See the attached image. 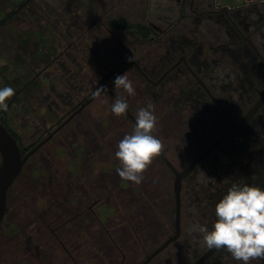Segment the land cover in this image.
I'll list each match as a JSON object with an SVG mask.
<instances>
[{
    "label": "rangeland",
    "instance_id": "1",
    "mask_svg": "<svg viewBox=\"0 0 264 264\" xmlns=\"http://www.w3.org/2000/svg\"><path fill=\"white\" fill-rule=\"evenodd\" d=\"M209 1H212L220 9H228L229 13L255 4L264 8V0ZM183 12L191 15L188 9ZM194 16L196 15L192 13L193 18ZM98 17H101L103 23H107L113 18H121L132 25H145L150 28L153 25H158L165 28L169 25H180L181 9L173 0H0V87L11 86L15 89V92L21 89L14 104L6 114L7 124L18 136L21 145L27 146L43 139L47 134L43 135L39 129L48 128L52 130L61 120L67 117L68 113L65 111L69 109V106H65L67 100L64 101V96L68 94V90L82 97L85 94L84 87L87 83L89 81L96 82L95 77H97V74H95L93 66L96 65L95 56L99 55L103 58L105 55L99 37L104 27L98 21ZM92 21L94 25L89 35L87 34L85 41L82 39L78 43L81 44L84 41V45H89L92 48L96 47V50L94 52L90 51L89 47L81 44L82 46H79V48L88 53L81 54V57H76V60L71 55L74 58L73 61L75 60L74 62L77 64V68L62 64L63 59H65V55L62 58L61 54L64 48H69V43L75 38L74 35L79 31H84ZM223 39L227 41L226 36ZM235 40L239 41V39ZM234 46L237 47L235 44ZM74 48L78 49L75 46L69 48L71 54L74 52ZM147 50L149 51V57L154 58L156 54L154 49L150 50L148 47ZM89 53L92 55L89 56ZM58 54H61V58L56 62H52V59ZM223 54V64L215 66L217 68L215 74H218L220 78L217 81V95L223 98L222 100L227 106L231 107L234 115L239 116L240 111L243 110V113L247 110L261 91L264 90V82L255 75H250L246 79L247 81L240 79L237 75L240 71L236 65L232 64L231 57H229L231 53L225 51ZM44 68L43 75L35 79L33 77L35 73L44 70ZM69 68L72 69V72L67 75L66 71ZM235 76H238L237 80L233 83L230 82L229 79H234ZM63 78L76 83L68 82L65 84ZM137 80L139 81V78ZM132 82L135 94L129 96L124 91L123 96L131 103V106H138V108L146 105L148 100H152L154 111L158 117L155 131L161 136L163 146L169 148L167 157L178 169L186 166L191 160V156L199 153L226 126V120H224V125L216 119L214 124L213 122L210 123V113H207L206 116L208 117L203 121V127L208 130L205 136L206 140L202 142L205 144L200 143L190 147V137L184 131L186 126H192L190 123L193 122V119L191 114L188 113L189 110L182 109L187 105L184 92L181 95L178 94L180 88L182 91L186 90L185 80L179 87L176 84V92L170 98L155 97L158 88L151 87L142 79L139 82L135 80ZM27 83H29L28 86ZM238 83H240V86H238ZM206 84L211 86L212 83L207 79ZM56 96L57 98L59 96V98L56 99ZM192 97L197 96L192 95ZM10 98H8V101ZM226 98H229L230 101L233 100V103L226 102ZM194 99H199V97ZM42 100H44V103ZM109 102L110 98L103 93L84 112L85 116L87 112L91 113L92 119L89 120L91 121V128H98L96 134L90 131L99 146L95 151L91 150L86 144L83 134L75 131L74 135H67L73 124L68 125L50 141L43 151H39L36 156L27 161L22 173L11 185L7 202L11 210L19 214L16 220L13 219L17 221L20 217H23L22 212L24 210V208H18V203H22L24 207H26L25 203L27 201L33 203L31 206H36L35 214L40 213V206L42 207V203L46 201L47 197L45 191H51V185L47 183L46 176L54 180L55 184L58 178L61 179L67 173H75L80 176L82 181L86 180L83 176L85 173L90 175V179L100 174L112 173L114 176L112 177L113 182L109 183L111 188L106 190L105 195L108 211L110 210L109 219H106L104 215L108 211L99 209L104 217L103 219H105L106 227H115L116 224H122L120 230L114 229V232L112 231L113 236L127 256L126 263L134 264L142 259L143 252H152L170 233L174 220L173 174L154 154L151 162L143 169V177L139 183L125 181L119 177L116 169L120 167V163L114 153L120 139L132 129L133 125L130 121H126L123 115L112 114L116 116V119L111 120L109 118L111 114V104ZM173 104L176 106L169 107ZM199 105L206 106L205 100ZM66 136H68L67 139ZM192 137L194 138V136ZM250 137L257 141L264 137V131L257 128L256 135ZM89 151L91 152L89 157L93 159V162L90 166H87V163L83 165L82 159L85 158L87 161ZM42 153L46 156L40 160ZM260 173H264V170L260 169ZM154 176L158 179L153 180ZM209 179H212V177L207 176L206 173L196 172L191 173L190 177L183 181L184 206L191 209L193 213L190 216L187 215V212L185 213L180 237L159 253L150 264H191L207 249L203 234L199 232L198 226L199 224H207L208 220L201 218L198 214L197 207L202 208L203 204L196 205L195 192L198 187H205ZM190 185L194 189L188 198V196L186 197L185 187ZM141 192L144 193L145 205L147 203L146 197H149L155 203L158 215L157 213L155 216L150 214L149 204L143 206ZM143 209L145 210V216L141 215ZM35 214H32L31 217ZM127 217H131L134 227H138L135 219L140 218L139 227L144 231L138 232L141 236L139 243H137L135 237L132 238L128 229H124L127 228L123 223L125 219L127 220L126 224L129 223ZM13 220L10 219V221ZM23 222L19 219L13 226L12 234H16L17 237H0V264H73L61 251H58L57 256L54 258L51 255H45L47 251L45 245L37 247L40 253L39 256L42 255V258H36L35 232L32 230V226H29L27 230L22 228ZM166 224H168V227ZM54 227L55 223L53 222L51 228ZM90 228L91 230L86 228V235L84 233L75 235L76 227H65V244L75 253L78 262L85 264H106L108 262L118 264L121 255L113 247V251L109 252L110 242H107L105 246H98L96 248L97 256L93 260L91 259L90 255L95 249L93 248V238L90 240L93 234L90 233H94V229H96L98 234V232H102V229L99 225L93 223ZM23 230V233L18 234ZM83 230H85V227L82 228ZM15 242L19 243L20 247L18 249H15ZM16 252H19V254H14ZM62 256L64 260H62ZM204 264H241V262L234 260L225 249H220V252ZM260 264H264V260H261Z\"/></svg>",
    "mask_w": 264,
    "mask_h": 264
},
{
    "label": "flooded vegetation",
    "instance_id": "2",
    "mask_svg": "<svg viewBox=\"0 0 264 264\" xmlns=\"http://www.w3.org/2000/svg\"><path fill=\"white\" fill-rule=\"evenodd\" d=\"M173 1L178 4L181 9L180 25H169L165 28L159 27L158 25H153L151 28L146 26L150 31L147 37H143L134 30H116L111 28L109 22L113 19L119 18H113L107 23H103L101 17H98V21L104 27L99 37L101 38V47L105 52V55L103 58L99 57V55L95 56L96 65L93 66L95 68V74H97V77H95L96 82L94 83L89 81L87 83L84 87L85 94L82 97H79L77 94L75 95L70 90L67 91L68 94L64 96V101L67 100L65 101V106H69V109L65 111L68 113L67 117L61 120L52 130H49L48 128H44V130L39 129L43 135L47 134L43 139L27 146L21 145L18 136L7 124V112L2 114L3 118L0 120V123H2L16 139L22 155L27 154L54 132V134L45 143H43L31 156H29L25 164L31 157L36 156L39 151H43V149H45L50 141L53 140V138L59 134L61 130L72 124L73 125L69 128L67 135H74L76 132L83 134V139L86 144L91 148V150L95 151V149L99 146L94 137H92V133L90 131L96 134L98 128L94 127V132V129L91 128V121H89L92 119L91 113L87 112L85 116L84 112L88 109L90 104L103 93L108 95L110 98L109 104L111 105L114 103L116 98L124 97V90L114 85L115 77L123 73H125L132 81L135 80L139 82L142 79L151 87H157L158 92L155 94V97L157 98H170L172 94L176 92V84L179 87L185 80V84L187 85L186 90L182 91L180 88V90H178V94L181 95L184 92V98L187 105L182 109L189 110L188 113L191 114L193 119V122L190 123L192 126H186L184 131L188 137H190V147L195 144H205L202 142L206 140L205 136L208 133V130H205L203 127V121L207 119V113H210V123L213 122L214 124L216 119L224 125V120H226V126L221 133L229 127V120L213 102L208 93L203 89L197 78H199L207 86L212 96L224 107L232 119L239 120L247 112L253 103L264 93V90L261 91L247 110L243 113V110H241V114L239 116L234 115L231 107L227 106L222 100L223 98L217 95V81H219L220 78L218 74H215L217 69L215 66L223 64V53H225V51H229V54L231 53L229 57H231V61L233 62L232 64L236 65L240 71L239 74L237 73L240 79L247 81L246 79H248L250 75H255V77H259L260 80L264 82V8L255 4L242 10L229 13L228 9H220L209 0ZM185 9H188V11L191 12V15L184 13L183 11ZM192 13L196 15L194 18L192 17ZM93 25L94 22L92 21L90 25L86 26L84 31H79L74 35L75 38L69 43V48H73L75 46L78 47V49L74 48V52L71 54L69 48H64L61 53L62 58L63 55H65V59H63L62 64L77 68V64L74 62L76 57L78 58L79 56L81 57V54L88 53L82 48H79V46L84 45L85 37L87 34L89 35ZM224 36L227 37V41L223 39ZM82 39L84 41L81 45L78 41H81ZM235 39H239V41H236ZM234 44L237 47H235ZM84 46L89 47V45ZM148 47L150 50L154 49L156 52L154 58L149 57V51L147 50ZM89 49L94 52L96 47H89ZM61 54L54 57L52 62L59 60L61 58ZM71 55L75 58L74 61V58ZM91 55L92 54L89 53V56ZM44 71L45 68L44 70L42 69L38 73H35L33 77L35 79L38 77L40 78ZM71 72L72 69L69 68L66 71V74L68 73L67 75H70ZM138 78L139 81L137 80ZM237 78L238 76H235L234 79H229V81L233 83L237 80ZM207 79L212 83L211 86L206 84ZM68 82L76 83L75 81L64 79L65 84ZM26 85L28 86L29 83ZM238 86H240V83H238ZM101 88H106V92L101 91L100 94L97 95V90ZM20 91L21 89L16 91L8 101V103L12 101L10 108L12 104H14ZM194 94L197 96L195 98L199 97L200 100L194 99L192 97ZM58 98L56 96V99ZM204 100L206 102V106L202 107L199 104ZM42 101L44 103V100ZM226 102L233 103V100L230 101L229 98H226ZM128 104V112L134 117V119H136V110L138 106L133 107L130 102H128ZM175 106L176 105L173 104L169 107ZM110 113L109 118L114 121L116 116L112 115L113 113L111 111ZM123 117L126 121H130L132 125L134 124L132 119L128 117L127 114L123 115ZM257 128L264 131V104L247 124L232 132L222 144L211 152L202 162L198 163L191 171V173H206L207 176L212 177V179L207 181V185L205 187L201 186L203 189L201 201L204 203V206L201 208L200 213H198L201 218L208 220V226H211L215 219L214 205L216 201L226 192L232 183H248L264 187V173H260V169L264 170V137L257 141L250 137L252 135H256ZM221 133L219 135H221ZM192 136H194V138ZM218 136H216L210 143H206L207 145L201 149L199 153L192 155L189 163L197 155L203 152ZM67 137L68 136H66V139ZM168 150L169 148L167 149L164 146L161 150L166 157ZM216 151L219 152L216 154ZM90 155L91 152L89 151L87 161L85 158L82 159L84 162L83 165H86L85 163H87V166L92 164L93 159L89 157ZM156 155L161 163L168 168L160 158L159 154L156 153ZM44 156H46V154L42 153L40 160L44 158ZM189 163H187V165ZM168 170L172 173L169 168ZM191 173L184 180L188 179ZM83 176L86 178L84 181L80 180V176H77L75 173H67L61 179L58 178V181L56 180L55 184L54 180H52L49 176H46L47 183L51 185V191H45L47 197L46 201L42 203V207L40 206V213L35 214L36 206H31L33 203L27 201L25 203L26 207H24L22 203H18V208H24L22 212L23 217L19 218L25 222L22 223L21 227L27 230L29 226H32V230L36 235L34 238L37 243L36 258H42V255L39 256L40 253L38 252L37 247L45 245V248L47 249L45 252L46 249L44 248L45 255L48 254L54 258L57 256L58 251H61L66 255L68 260L73 262V264H85L78 262L75 257V253L66 246L64 230L66 226L76 227L75 235H80L81 233L86 235V228L91 230L90 226L93 223L94 225H99L102 232H98L97 234L96 229H94V233H90L89 231L90 234H93L92 237H90V240L93 238V248L95 249V251L90 255L91 259L93 260V258L97 256L96 248H98V246H105L107 242H110L111 247L109 246V252L111 250L113 251V247L121 255V259L118 264H127V256L122 248L117 244V241L113 236V230H120V226L122 227V224H116L117 226L115 227H106L104 223L105 219H103L104 217L100 213V209L108 211L107 197L105 195L106 190L111 188L109 183L111 184V182H113L112 177L114 176L112 173L100 174L99 176H95L91 179L90 175L87 173ZM187 187L186 193L189 198V195H191L194 188L193 186L191 187V185ZM182 207L183 206H181L180 235L182 234L183 218L185 213L187 212V215L189 216L193 213L192 210L187 209V207H184V211L182 212ZM109 213L110 210L108 213L104 214L106 219H109ZM32 214H35V216L31 217ZM17 215L19 214L15 213L14 210H11L9 203L7 202V208L0 226V237H17L16 234H12L14 230L13 226L19 220L14 221L16 220V217H19ZM141 215L143 216L142 210ZM10 219L14 220L10 221ZM127 219L129 223L126 224L127 220L125 219V222L123 223L127 226V228L124 229H128L132 238L135 237L137 243H139L141 236L138 232L144 231L139 227L140 218L135 219L139 228L134 227V222L131 217H127ZM53 222L55 223V227L51 228ZM83 227H85V230L82 231ZM173 231L174 220L168 235L172 234ZM23 232L24 230L18 232V234ZM97 238L100 239L97 240ZM18 244L19 243L15 242V249L20 247ZM218 252H220V250H218L215 254ZM143 253L142 259L134 264L142 263L146 256L151 252ZM14 254L18 255L19 252ZM103 254L104 252L102 255ZM214 255L212 257H214ZM155 257H153L146 264H150ZM61 258L64 260L63 256ZM252 263L256 264L255 261ZM106 264L110 263L108 262Z\"/></svg>",
    "mask_w": 264,
    "mask_h": 264
},
{
    "label": "clouds",
    "instance_id": "3",
    "mask_svg": "<svg viewBox=\"0 0 264 264\" xmlns=\"http://www.w3.org/2000/svg\"><path fill=\"white\" fill-rule=\"evenodd\" d=\"M114 85L122 88L129 96L135 94L132 80L123 73L114 79ZM106 88L97 90V95ZM15 89L0 87V111L8 109V98ZM129 104L124 97H118L111 105L114 115H126ZM158 117L152 100L137 110L132 129L117 144L114 155L120 167L116 169L125 181L139 183L143 169L151 162L154 154L163 148V140L155 131ZM158 177H153V180ZM214 222L211 227L199 224L207 248L225 249L241 264H260L264 260V187L248 183H232L214 205Z\"/></svg>",
    "mask_w": 264,
    "mask_h": 264
},
{
    "label": "water",
    "instance_id": "4",
    "mask_svg": "<svg viewBox=\"0 0 264 264\" xmlns=\"http://www.w3.org/2000/svg\"><path fill=\"white\" fill-rule=\"evenodd\" d=\"M197 80L203 89L208 93L213 102L225 114L229 120V127L223 133H221V135H219L203 152L197 155L185 168L181 170L177 169L162 151L158 152L164 164L172 171L173 174L174 231L172 234L168 235L149 255H147L145 260L140 264H146L153 257L161 253L172 242L179 238L181 233V195L183 180L191 173L198 163L202 162L211 152H213L220 144H222L232 132L247 124L264 104L263 93L239 120H234L230 117L224 107L212 96L207 86L199 78H197ZM11 103L12 101L8 103L9 106L6 111H0V120L3 118L2 114L8 112L10 109ZM126 114L132 119L133 122L135 121L134 117L128 112V110ZM53 134L54 132L27 154L22 155L16 139L10 134L6 127L0 123V226L7 208V195L9 188L11 187L14 180L20 175L21 170L29 156H31ZM217 251L218 250L207 248L191 264H204Z\"/></svg>",
    "mask_w": 264,
    "mask_h": 264
},
{
    "label": "trees",
    "instance_id": "5",
    "mask_svg": "<svg viewBox=\"0 0 264 264\" xmlns=\"http://www.w3.org/2000/svg\"><path fill=\"white\" fill-rule=\"evenodd\" d=\"M109 25H110V27L111 28H113V29H116V30H135L136 32H138L139 34H141L143 37H147L148 36V34L150 33V31L148 30V28L146 27V26H144V25H132V24H130L127 20H125V19H121V18H119V19H113V20H111L110 22H109ZM195 95V94H194ZM195 98V97H194ZM187 188L188 187H185V190H187ZM202 191H203V189L201 188V186L200 187H198L197 188V191L195 192L196 193V198H195V200L197 201V203H196V205H200V203L201 204H203V206H204V203L201 201V197H202ZM186 192V191H185ZM140 195L143 197L142 198V203L144 204L143 206H146L147 204H149L148 205V207H149V209H150V211H151V215L152 216H155V214L157 213V210H156V208H155V203L153 202V201H151V199L149 198V197H146V199L148 200H146V205H145V198H144V193L143 192H141L140 193ZM188 195H187V193H186V197H187ZM184 200V196H182V201ZM187 201H188V198H187ZM184 202L185 201H183V203H182V212L184 211ZM202 206V207H203ZM197 211H199L198 213H200V211H201V208H198L197 207ZM144 212H145V210L143 209L142 210V213H143V216H145L144 215ZM173 213H174V209H173ZM157 215H158V213H157ZM174 215V214H173ZM200 215V214H199ZM159 219H160V217H158ZM166 226L168 227V224H166Z\"/></svg>",
    "mask_w": 264,
    "mask_h": 264
}]
</instances>
